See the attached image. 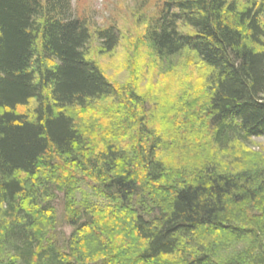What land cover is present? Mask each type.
<instances>
[{
    "label": "trees",
    "instance_id": "1",
    "mask_svg": "<svg viewBox=\"0 0 264 264\" xmlns=\"http://www.w3.org/2000/svg\"><path fill=\"white\" fill-rule=\"evenodd\" d=\"M159 1L146 45L192 62L155 120L71 0H0V264H264V158L241 150L264 137V0Z\"/></svg>",
    "mask_w": 264,
    "mask_h": 264
},
{
    "label": "rangeland",
    "instance_id": "2",
    "mask_svg": "<svg viewBox=\"0 0 264 264\" xmlns=\"http://www.w3.org/2000/svg\"><path fill=\"white\" fill-rule=\"evenodd\" d=\"M71 2L75 14L86 22L90 30L91 39L87 46L89 58L95 61L104 74L117 85L123 84L125 73L129 71L128 74L133 77L132 84L137 88L136 92L148 99L144 106L140 107L141 111L148 118L152 117L156 120L162 104L161 101L156 103L161 96L160 90L169 87L167 83L170 81L177 82L179 76H182L184 67H187V62L188 64L192 62L191 60L185 62L184 56H175L161 61L160 57L146 45L148 41H146L145 29L158 13L160 1L71 0ZM108 28H112L117 34V42L112 50H108L106 45H103V40L99 38L100 32ZM140 42L141 45L137 46ZM191 70L192 75L198 76L199 67L196 66L195 70L192 68ZM173 91L170 90L167 94ZM207 135L203 141L200 140L201 154L223 161L222 163L225 162V164H234L233 167L240 165L237 164V158L241 153L239 149L219 152ZM241 150L242 153L248 151L259 155V158H264V137L251 139L249 146L245 147V150L241 147ZM169 151L165 155L174 159L175 155L181 153V149ZM56 208L59 218L56 221L54 238L61 244L74 228L64 218L62 195H59L57 199Z\"/></svg>",
    "mask_w": 264,
    "mask_h": 264
}]
</instances>
